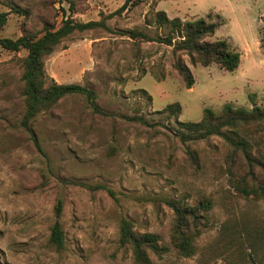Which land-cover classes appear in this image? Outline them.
<instances>
[{
	"label": "rangeland",
	"instance_id": "374dc122",
	"mask_svg": "<svg viewBox=\"0 0 264 264\" xmlns=\"http://www.w3.org/2000/svg\"><path fill=\"white\" fill-rule=\"evenodd\" d=\"M125 3L0 0V10L9 12L2 34L12 39L42 34L46 24L59 28L68 17L104 23L76 30L45 58L49 77L84 85L96 98L69 94L39 114L33 122L37 142L22 124L27 50L0 47V264H139L119 240L124 218L170 246L161 256L151 254L154 264H264V200L242 196L231 185L221 136L183 137L179 123L199 121L205 108L220 112L228 103L264 105V0H141L123 8ZM13 4L28 16L12 11ZM155 10L216 22L209 39L228 40L241 54L239 67L194 65L173 46L133 37L132 30L166 36L167 28L146 22ZM179 56L194 74L192 88L174 67ZM175 102L180 116L163 112ZM201 196L213 207L195 240L197 252L186 257L170 242L175 214L167 200L192 204ZM59 198L62 248L50 241Z\"/></svg>",
	"mask_w": 264,
	"mask_h": 264
},
{
	"label": "trees",
	"instance_id": "16d2710c",
	"mask_svg": "<svg viewBox=\"0 0 264 264\" xmlns=\"http://www.w3.org/2000/svg\"><path fill=\"white\" fill-rule=\"evenodd\" d=\"M162 0H156L157 5ZM141 0H126L125 6L137 5ZM157 7V6H156ZM10 9L28 16V10L13 4ZM157 9V8H156ZM9 12L0 10V47L19 52L27 50L23 58L24 83L23 98L25 113L22 124L31 137L37 142L33 130V122L39 114L51 110L62 98L69 94H81L94 101L95 92L79 83H59L46 73L45 58L51 55L64 38L75 32L104 26L102 21L78 22L68 17L59 28L46 24L42 34L26 32L17 39L3 36L8 22ZM154 22L168 29L164 37H152L142 30H132L133 37H141L147 41H158L173 46V52H185L192 64H215L227 71L236 70L241 63V54L235 50L228 40H211L216 33L217 23L201 17L195 20H183L180 17H169L164 10H155L146 15V22ZM174 67L181 75L185 85L192 88L195 83L190 66L179 56ZM159 81L164 76L153 73ZM143 92L147 93L145 89ZM148 94V93H147ZM152 100V96L148 95ZM163 112L180 116L182 106L179 102L167 105ZM146 122L140 117H136ZM183 137L196 138L212 135L221 136L227 147L226 168L231 185L240 195L264 200V105H254L250 109L225 104L220 112L205 108L199 121H180ZM190 159L198 161L195 150L188 149ZM167 204L173 209L175 219L171 228V244L183 256L190 257L197 252L196 241L202 232L206 213L213 207V200L201 196L194 203L181 199H168ZM55 207V222L52 227L50 241L58 248L65 244V231L62 223L64 200L59 198ZM254 236H247V242L254 251L257 245ZM128 245L139 264H154L151 254L161 256L168 252L170 246L162 244L160 236L154 232H140L133 223L124 218L120 223V239Z\"/></svg>",
	"mask_w": 264,
	"mask_h": 264
}]
</instances>
